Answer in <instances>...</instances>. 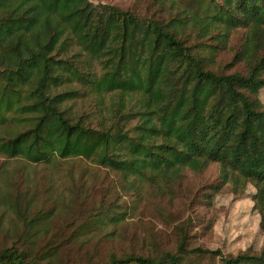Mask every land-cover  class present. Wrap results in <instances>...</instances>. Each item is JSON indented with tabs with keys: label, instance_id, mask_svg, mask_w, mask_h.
<instances>
[{
	"label": "trees",
	"instance_id": "1",
	"mask_svg": "<svg viewBox=\"0 0 264 264\" xmlns=\"http://www.w3.org/2000/svg\"><path fill=\"white\" fill-rule=\"evenodd\" d=\"M136 4L143 14L88 0H0V22L13 13L27 22L14 50L0 46V208L16 214L24 240L0 246V264H264V249L195 248L190 221L174 232V250L154 240L143 252L70 263L35 248L49 217L33 216L38 186L29 175L11 182L12 161L56 168L86 159L116 176L115 201L88 211L80 236L119 225L128 212L116 213V201L174 202L188 172L213 166L218 179L203 199L252 186L264 229V0ZM78 101L96 122L74 112Z\"/></svg>",
	"mask_w": 264,
	"mask_h": 264
},
{
	"label": "rangeland",
	"instance_id": "2",
	"mask_svg": "<svg viewBox=\"0 0 264 264\" xmlns=\"http://www.w3.org/2000/svg\"><path fill=\"white\" fill-rule=\"evenodd\" d=\"M88 2L144 13V7L137 5L136 0ZM0 23V46L5 49L9 43L14 50L18 44L15 41L16 27L26 25V20L17 19L13 13L5 14ZM230 50L222 59L231 58ZM93 111L90 103L83 101H78L74 107L75 113H90L96 122L98 115ZM8 167L11 182L14 184L29 175L38 186L30 189L34 196V205L38 207L33 215L35 219L49 217L47 226H44L35 239L36 250H58L57 256L70 263L79 259H106L110 253L119 255L133 248L143 252L154 240L169 250H174V232L178 227L189 224L188 221L192 223L189 233L194 236L195 248L220 250L227 255H236L248 249L252 252L264 249V229L261 226V216L254 210L252 197L255 189L252 186L239 196L223 188L211 204L203 199L206 193H211L210 185L216 184L218 179L216 166L201 176L188 172L182 193L174 202L156 199L134 204L129 199L125 200L127 203L122 208H117L120 202L116 201V213L127 211V217L119 225H107L101 231L87 229L83 236L79 232L85 224L88 211L96 208L105 199L109 202L115 201L117 192L120 191L116 176L86 159L64 160L56 168L29 165L22 161H12ZM193 196H199V200L195 201ZM156 205L160 210H156ZM19 227L21 224L16 214L2 206L0 246L24 241L17 237ZM215 262L212 257L203 259V264Z\"/></svg>",
	"mask_w": 264,
	"mask_h": 264
}]
</instances>
